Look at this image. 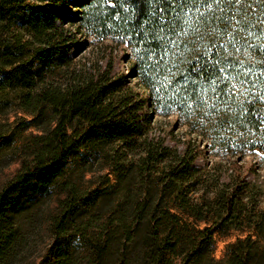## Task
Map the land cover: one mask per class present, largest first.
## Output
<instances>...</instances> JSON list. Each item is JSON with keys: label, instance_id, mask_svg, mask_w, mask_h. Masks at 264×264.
Masks as SVG:
<instances>
[{"label": "trees", "instance_id": "1", "mask_svg": "<svg viewBox=\"0 0 264 264\" xmlns=\"http://www.w3.org/2000/svg\"><path fill=\"white\" fill-rule=\"evenodd\" d=\"M108 1L101 7L96 0H0V90L14 91L41 128L30 156L0 188V264L23 258L15 214L81 148L101 155L126 187L123 204L105 215L90 246L91 264L106 257L109 264H264V174L254 164L236 166L240 158L210 163L200 143H169L152 123L156 108L186 121L202 114L199 131L209 147L264 154V0H243L231 21L236 9L216 0H178L175 11L170 0ZM82 27L121 37L134 56L122 54L127 72L113 70L111 53L99 70L72 69L87 45L77 36ZM160 76L166 88L157 86ZM5 140L0 133V145ZM63 189L49 220L50 241L30 264L70 259L66 237L96 189L71 182ZM92 219L84 217L80 229ZM229 228L251 233L227 244L221 259L206 256L214 231Z\"/></svg>", "mask_w": 264, "mask_h": 264}, {"label": "rangeland", "instance_id": "2", "mask_svg": "<svg viewBox=\"0 0 264 264\" xmlns=\"http://www.w3.org/2000/svg\"><path fill=\"white\" fill-rule=\"evenodd\" d=\"M106 3L109 4V1L96 0V4L101 7H104L103 5ZM98 30L103 32L102 29ZM77 36L85 38L87 45L74 58L72 69L84 70L85 72L99 70L107 65L106 59L111 53L113 55V70L127 72L128 62L122 59V54L130 53V48H126L123 42L119 43L121 37L106 32L101 35V33L85 27H82ZM130 54L132 59L134 56L132 53ZM135 82L132 80L131 83L134 88ZM165 85L163 77L160 76L157 80V86L166 88ZM201 116L202 114L190 116L189 121H186L174 110L163 114L159 108H156L152 123L154 131L161 132V134L165 133L169 143L173 141V144L180 145V141L186 138L195 143H200V147L204 150L210 163L221 162L232 165V160L240 158L236 160V166L241 164L246 167L254 164L259 175L264 174V154L247 151L243 155L238 153L230 155L217 147H209V139L200 134L199 131V129L204 130L203 127L206 125L204 123L206 122L205 117ZM40 125L44 127L47 126V123ZM0 133L6 136V140L0 145L1 188L18 170L21 159L30 156L32 136L41 133V128L33 122V115L17 105L15 92L9 89L0 90ZM65 182L74 183L85 190L96 189L93 192L95 195L94 203L72 222V228L79 227V229H72V234L66 237L69 239L72 248L69 255L70 259L66 264H91L89 262L90 246H94L95 236L99 234V230L101 232L105 215L118 208L119 204H123L122 195L126 187L116 184L115 174L101 155L92 158L87 155L85 148H81L79 153L68 161L63 174L54 183L47 186L36 200L15 214V221L23 238L21 247L23 258L20 261L19 259L14 261L13 264H30L37 261L38 256L49 243V220L51 215L57 212L59 200L66 195L63 189ZM129 188L133 192H138L141 186L131 183ZM90 214L93 215V219L89 222V226L82 231L80 222ZM95 216H98L100 221H96ZM188 221L191 223L192 218H188ZM203 226V222H198L197 227ZM248 233H251L248 228L216 229L204 254L214 260L221 259L227 244L246 236ZM109 262L110 258L106 257L103 264H109Z\"/></svg>", "mask_w": 264, "mask_h": 264}, {"label": "snow or ice", "instance_id": "3", "mask_svg": "<svg viewBox=\"0 0 264 264\" xmlns=\"http://www.w3.org/2000/svg\"><path fill=\"white\" fill-rule=\"evenodd\" d=\"M207 2H208V0H205V3H207ZM216 2L217 3H225V4H228L230 6V8H235L236 9V12H233L231 14V16L229 17L230 21L231 20H235L236 19V15L239 12H242L243 11V8H242L243 0H216ZM177 5H178V0H170V3H169L168 6L173 11H175V8H176ZM219 19L222 20L223 17H220ZM236 23L239 25V24L242 23V20H237ZM262 23H264V21H262ZM161 27H162V30H163V26H161ZM247 28H248V25L247 24H244V31L247 33L248 36H251L252 35V32L248 31ZM173 43L175 44L176 41H173Z\"/></svg>", "mask_w": 264, "mask_h": 264}]
</instances>
